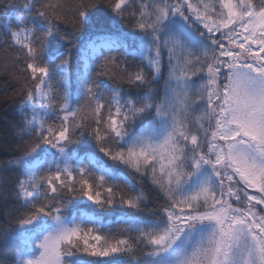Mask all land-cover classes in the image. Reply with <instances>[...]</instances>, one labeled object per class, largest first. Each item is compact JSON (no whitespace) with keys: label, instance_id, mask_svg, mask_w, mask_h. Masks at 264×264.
Listing matches in <instances>:
<instances>
[{"label":"snow or ice","instance_id":"1","mask_svg":"<svg viewBox=\"0 0 264 264\" xmlns=\"http://www.w3.org/2000/svg\"><path fill=\"white\" fill-rule=\"evenodd\" d=\"M0 7V264H264V0Z\"/></svg>","mask_w":264,"mask_h":264},{"label":"trees","instance_id":"2","mask_svg":"<svg viewBox=\"0 0 264 264\" xmlns=\"http://www.w3.org/2000/svg\"><path fill=\"white\" fill-rule=\"evenodd\" d=\"M66 2L68 4H72L74 3V0H66ZM8 12L9 9L0 7V20H2L3 17H5V15ZM61 27L64 28L65 26L61 25ZM69 30H70V26H69ZM85 35H87V32H85ZM82 44H83V40H78L75 43V46L73 47L72 50L73 70L75 69V62L80 53ZM60 50L62 52H66V49L64 47H61ZM13 92H14V82L11 81L10 77L5 74L3 57L0 56V119H7L8 117L13 116L15 113L18 112L20 108L19 97L13 95ZM99 155L102 156V154ZM28 158H29L28 156H25L22 153H16L15 155H13L11 152H7L6 146L4 145L3 141L0 140V162L9 163L10 167L14 169L17 167V161L26 160ZM104 159L107 160V158ZM108 163L111 162L109 161ZM146 190H147V186H146ZM77 206L85 212L94 213L97 216L101 217L104 223H109L110 221L114 222L117 219V217L121 216L124 212L130 211L119 207L112 209H101L98 206L94 205L92 202L87 201L86 199L80 200ZM116 227L117 225L113 223L114 232ZM120 227H122V225ZM83 259L94 260V259H102V258L84 256Z\"/></svg>","mask_w":264,"mask_h":264}]
</instances>
